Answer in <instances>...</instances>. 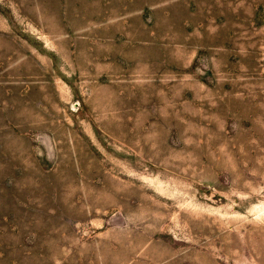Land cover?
I'll return each instance as SVG.
<instances>
[{
    "label": "rangeland",
    "instance_id": "rangeland-1",
    "mask_svg": "<svg viewBox=\"0 0 264 264\" xmlns=\"http://www.w3.org/2000/svg\"><path fill=\"white\" fill-rule=\"evenodd\" d=\"M162 2L0 0V264H264V0Z\"/></svg>",
    "mask_w": 264,
    "mask_h": 264
},
{
    "label": "crops",
    "instance_id": "crops-1",
    "mask_svg": "<svg viewBox=\"0 0 264 264\" xmlns=\"http://www.w3.org/2000/svg\"><path fill=\"white\" fill-rule=\"evenodd\" d=\"M174 1H178V0H163V2L161 3V6L162 7H166L165 8V11H166V14L169 16L170 15V11H168V5L170 4V3H172V2H174ZM142 7H144V6H141V7H139V8H141V9H139V8H137V9H135V10H132V11H129L128 13H122L121 15H119L118 17H116V19L117 20H121V21H124V20H126V18H130V17H132V16H137V15H140V17H143V18H145L146 17V15L148 14V9L150 8V9H152V7H148V8H142ZM144 15H145V17H144ZM120 39H122V38H120ZM120 39H118V40H120Z\"/></svg>",
    "mask_w": 264,
    "mask_h": 264
}]
</instances>
